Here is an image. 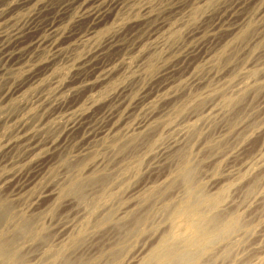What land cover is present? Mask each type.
<instances>
[{
    "label": "bare ground",
    "instance_id": "6f19581e",
    "mask_svg": "<svg viewBox=\"0 0 264 264\" xmlns=\"http://www.w3.org/2000/svg\"><path fill=\"white\" fill-rule=\"evenodd\" d=\"M52 1L0 0V20L3 22L5 20L8 26L7 29H2L4 31L0 29V78L9 74L13 67L19 66L17 73L25 80L24 86L16 91V98L6 105H16L18 110L14 109L15 112L10 113L5 108L11 107L0 109V190L4 192H0V264H19L24 259L28 260L29 254L34 253V250L31 251L33 249L31 246L26 247L29 243H25L27 240L44 243L39 242V245L46 247L43 261L48 262L42 263V261V264H228L229 261H233L235 247L238 244L236 234L244 231L247 237L254 232L255 226L251 227L252 221L247 219L246 214L241 211V206L236 200L238 196H234L232 191L236 190L235 187L241 179L242 181L248 179L245 193L255 194L260 187L264 170H253L252 172L253 168L250 170L252 163L246 160L242 162L243 160L240 159L241 163L238 167L231 166L227 171L228 174L225 172L227 175H223L224 178L214 181L208 187L209 185L207 186L202 180L203 175L205 176L202 160L208 156L206 152L201 156L197 154V148L207 143L211 150H218V147L223 144V141L213 140L215 133L212 130L205 132L204 122L210 121L220 110L214 98L213 102H205L208 96L211 97L212 93H216V97L221 101L220 104L226 107L225 110L231 111L236 106L240 107L239 110L235 109L236 115L232 112L233 119L229 116L232 120L230 125L234 127L244 114L245 107L241 106L245 104L249 89H252L255 95L264 87V81H259L260 75H263V71L262 74L260 72L264 61L256 64L257 57L255 56L256 61H249L246 65L248 68L245 67L242 71L237 66L226 69V71H220L221 69L211 71V65L215 61L220 63L230 58L227 52L229 43L223 40L221 45L215 48L216 50L213 49L216 52L213 56L214 51L207 48L208 42L214 41L217 30L220 28L228 30V37L241 38L242 41L243 39L248 40L249 38H246L254 33L257 26L254 27L256 19L253 20V18L255 16L250 12L240 15L236 13L248 10L247 5L254 4L256 0H230L229 4L222 7V13L207 26L203 21L210 19L209 15L213 16L211 9V14L207 12V9L203 11L204 5L199 6V0H177V2L184 1L177 4L179 9L182 11L188 9L192 19H200L199 27L189 31L186 36L195 38L207 32V37L210 39L208 41L195 40L197 42L190 46L188 44L176 48L179 50L178 54L170 62L164 60L160 50L158 52L159 47L163 46L161 39L159 40L156 36L160 29L167 26V22L164 20L157 22L153 29H150L151 33L147 38L141 34L144 23L154 17L151 9L154 8L151 7L153 4H141L142 6L135 10L132 1L130 11H133V14L125 16L126 12H122L128 4L125 0H65L57 6L56 10V14L61 15L62 18L57 19L58 21L55 19L56 22L51 23L52 25L48 26L45 34L41 36L37 32L38 24L41 18L53 9ZM21 7L27 10L25 19L15 22L13 15L9 18V14L18 13L16 10H20ZM73 7L79 8V13H73L74 10H71ZM137 10L143 11L144 14L138 15ZM255 12L258 13V11ZM262 12H264V2L258 14ZM82 22H86L85 29L77 27ZM202 22L203 25L200 26ZM107 26L109 29L104 32ZM178 28L177 25L172 27L171 34H175ZM101 31L105 33L102 37L97 34ZM35 33L38 35L36 36ZM154 36H156L155 40L152 41L155 45L149 46L146 50L144 47L145 51L141 53V59H136L135 63L131 59V62L130 48L132 47V52L141 51L146 45L145 40L149 41ZM46 40L51 41V53L47 57L36 55L31 57L30 54L40 48ZM112 52L115 54L108 57ZM213 57L214 62L211 59ZM59 60L65 61L66 72L64 67L61 69L58 67ZM199 60L206 61L205 65L198 66ZM155 64L162 65L158 68ZM138 65L139 68L142 66V72L137 69L133 71V67ZM152 67L158 69L156 68L157 70L153 72ZM203 70L205 72L202 74ZM151 72L153 74H150ZM147 75L150 76L149 82L145 81ZM51 80H54L53 86L48 88ZM213 80L217 81L213 82ZM149 83L155 84L156 88ZM30 86L37 88L32 96L31 92L23 91L24 87ZM250 86L253 87L249 88ZM7 92L8 90L1 94L2 99L7 98L9 93ZM154 97L156 98L153 99ZM163 100L170 101L167 107L162 106L161 111L152 108L154 102H163ZM191 107L194 111L191 110L192 112L186 115L187 118L183 116L182 121L176 120L177 115L187 111L188 108L190 110ZM249 109L253 112V109ZM254 115L255 113L252 116ZM224 124L226 125L225 122ZM251 126H255L254 121ZM238 132L236 130L234 133ZM261 132H264V128ZM239 134L241 137L247 136L246 132L242 134L239 132ZM128 145L139 147L136 152L138 157L131 165H125L122 160L116 163L118 166L114 163L110 165L109 160L111 159L103 158L99 154V149L105 150L106 148L118 154ZM246 146L248 147V143ZM261 146L264 147V143ZM228 152L227 150L219 154L216 160L227 156ZM168 155L172 156V165L169 169L163 170L160 165ZM258 155H253L252 159L253 157V160L257 159ZM212 156L210 154V157ZM259 160L264 162V158ZM26 163L28 168L24 167ZM59 163L72 168H66L67 171L64 168L66 172L62 171L63 175H59L58 171L54 170L55 168L59 170L57 169ZM163 164L166 168L165 163ZM129 166H133L131 170H127ZM141 166L149 169L148 172L151 170V173L155 170L157 173L161 169L163 171L149 176L140 185L128 187L127 183H130L132 176L138 174ZM247 171H251L249 175ZM178 183L182 186L180 189L195 183L199 185L197 187L199 196L192 198L193 200L189 199L186 214L191 221L190 227H192L193 234L186 236L185 233L183 238L177 236L176 231L174 232L175 219L178 217L171 218L174 213L176 215V210L173 213L175 206L185 199L182 197L183 190L179 192V197H176L179 188L175 185H179ZM172 187L174 189H171ZM168 190L170 192H167ZM194 191L197 190L194 189ZM163 194L166 196L159 198ZM74 201L82 204L83 209L73 210L65 217L66 220H60L61 222L57 224L52 222L53 224H49L50 227L46 224L47 215L52 214L62 204L67 207L72 206ZM252 208L249 210L254 211ZM158 214H162V218L164 216L170 221L168 226L165 224V227L158 228L156 222ZM92 231L94 233L102 231V234L105 232V236L107 232L113 231L109 232L112 235L108 238L105 236H103L105 239L99 238L101 240L99 244H95L97 246L92 244L95 247V253H93L94 248L91 252ZM136 244L137 247L134 248ZM244 250L245 248L241 251ZM262 250L264 252V247ZM9 259L11 261H7ZM239 261L236 263L239 264ZM241 261L240 264H242ZM248 264L254 263L250 261Z\"/></svg>",
    "mask_w": 264,
    "mask_h": 264
},
{
    "label": "rangeland",
    "instance_id": "374dc122",
    "mask_svg": "<svg viewBox=\"0 0 264 264\" xmlns=\"http://www.w3.org/2000/svg\"><path fill=\"white\" fill-rule=\"evenodd\" d=\"M65 0H53L52 1V4H53V9L52 10H50V13L48 14V15H45L44 17H42L41 18V20L39 21V23L40 24H38V33L42 36V35H44L45 34V32H46V29H48L52 24L51 23H53L54 21H55V19H56V21H58V20H60L62 17H61V15H57L56 14V10H57V6L59 5V4H61L62 2H64ZM124 1V0H123ZM132 1H133V6H134V8H135V10L137 9V8H139L140 6H142L143 4H145V3H148V4H153L151 7H154V8H151L152 9V12L154 13V17L153 18H151V19H149V20H147L145 23H144V26H143V28H142V30H141V34L143 35V37H148L150 34L149 33H151V30L150 29H153V27H154V25H156V23L157 22H159V21H165V22H167V26H165L164 28H162V29H160L159 30V33L158 34H156V36L157 37H159V40L162 42V46L163 47H159V49H158V52H159V50H160V53H161V55H163L164 56V60L166 61V62H170L174 57H176V55L178 54V51L179 50H177L176 48H178V47H181V46H183V45H188V46H190V45H192V44H194L195 42H197V41H199V40H207L208 41V39H210L209 37H207L208 36V33L207 32H205V33H201V34H199L198 36H196L195 38H188V36H186L188 33H189V31H192L193 29H195V28H198L199 27V21H200V19H197V18H191L189 15H190V13L188 12L189 10L187 9L186 11H182L181 9H179L178 8V3L180 2V1H178L177 2V0H125V3L127 4V6L130 4V6H125V8L124 9H122V12H126L124 15L125 16H129V15H131V14H133L132 12L133 11H130L131 9H130V7H131V5H132ZM202 1V2H201ZM230 0H213V2H212V0H209V2H208V0H199L198 1V5L199 6H203V11L204 10H206L207 9V12H210V14H211V12H212V15L213 16H211V15H209L208 17H210V19L209 18H207L205 21H203V22H205L204 23V25L205 26H207V25H210V23H211V21H213L220 13H222V11H221V9H222V7H224V5H227V4H229L230 2H229ZM258 0H256L255 2H254V4L253 3H251L250 5H247V9L248 10H242V11H237V13L236 14H238V15H240V14H244V13H246V12H250V13H253L254 14V18H253V20H255L256 19V21H254V27H255V30H254V33L253 34H251V35H249L250 37H247L246 39H248V40H245V39H243V41H242V39L241 38H233V37H228V30L227 29H218L219 31H221V32H219L218 30H217V33H216V38L214 39V41L212 40V42L211 41H209L208 43L209 44H207V48L208 49H212V51H214V50H216L217 48H218V46H220L221 45V43L223 42V40L225 41V42H227V43H229V47H228V60L225 62V61H221L220 63L218 62L217 63V61H215V63L214 64H212L211 65V71H216V70H214V69H218V70H220V71H226V69L228 70V69H231V68H234L235 66H237V68L239 69L240 68V71H242V70H244L245 69V67H246V65L249 63V61H256V57H257V61L255 62L256 64H260L261 63V61H264V24L262 25V23H264V12H262L260 15L258 14L260 11H261V8H262V5H263V2H264V0H259L258 2H257ZM184 1H182V2H180V3H183ZM223 2H224V4H223ZM262 2V3H261ZM157 3V4H156ZM160 3V4H159ZM220 3V4H219ZM222 3V4H221ZM142 4V5H141ZM178 4V5H177ZM257 4V5H256ZM261 6H259V5ZM207 5V6H206ZM212 5V6H211ZM216 7H215V6ZM218 5V6H217ZM222 5V6H221ZM156 6V7H155ZM213 6H214V8H213ZM220 6V7H219ZM255 6V7H254ZM257 6V7H256ZM219 7V8H218ZM25 7H21L20 8V10L19 9H17L16 10V12H18V13H16V14H9L10 15V17L9 18H11V15H13L12 17L14 18V21L15 22H18V21H21V19L23 20V19H25V16H26V12H27V10H26V8L24 9ZM251 8V9H250ZM128 9H129V11H128ZM160 9V10H159ZM212 11H211V10ZM219 9H220V11H219ZM255 9V10H254ZM258 9V10H257ZM71 10H74L73 11V13H79V8L78 9H75V7H73V8H71ZM163 10V11H162ZM138 11V15H143L144 14V12L143 11H140L139 12V10H137ZM255 11H258V13L257 12H255ZM187 12V13H186ZM240 12V13H239ZM15 13V12H14ZM130 13V14H129ZM186 14H188V15H186ZM256 14V15H255ZM258 14V15H257ZM158 15V16H157ZM183 17H182V16ZM263 15V17H261ZM19 16V17H18ZM156 16V17H155ZM186 18H185V17ZM158 17V18H157ZM182 17V18H181ZM18 18V19H17ZM259 18V19H258ZM261 18H263V19H261ZM58 19V20H57ZM182 21H180V20ZM183 19V20H182ZM186 19V20H185ZM191 19V20H190ZM154 20V21H153ZM188 20V21H187ZM55 21V22H56ZM180 21V22H179ZM188 23H187V22ZM209 21V22H208ZM149 22V23H148ZM183 22H185V23H183ZM203 22L202 23H200V26H202L203 25ZM86 22H82V24L80 23L79 24V26H77L78 28H80V29H85V26H86V24H85ZM151 23V25H149ZM181 23H183V24H181ZM258 23V24H257ZM6 24V25H5ZM148 26H147V25ZM153 24V25H152ZM183 25V26H181V25ZM185 24V25H184ZM2 25H4L3 26V28L1 27ZM168 25H170V26H168ZM176 25H177V28L178 27H180V28H178V30L176 31V33L175 34H171V32H170V30H171V28L172 27H176ZM260 25H261V28H260ZM49 26V27H48ZM147 28H146V27ZM198 26V27H197ZM0 29H1V31H4L5 29H7V23H6V21L4 20V22H3V20H0ZM145 28V29H144ZM168 28V29H167ZM192 28V29H191ZM259 29V30H256V29ZM2 29H4V30H2ZM108 29H109V26H107V28H105L104 29V32H106L105 30H107L108 31ZM147 29V30H146ZM187 29H190V30H187ZM227 30V31H226ZM43 31V32H42ZM144 31V32H143ZM257 33H256V32ZM41 32V33H40ZM104 32H102L101 31V33L99 32V33H97V34H99V36H103L105 33ZM224 32V33H223ZM228 32V33H227ZM260 32H262V33H260ZM38 33H35V35L37 36L38 35ZM104 33V34H103ZM167 33V34H166ZM206 33H207V35H206ZM96 34V35H97ZM102 34V35H101ZM160 34V35H159ZM169 34V35H168ZM205 34V35H204ZM226 34V35H225ZM228 34V35H227ZM256 34H258V35H256ZM262 36H261V35ZM159 35V36H158ZM165 35V36H164ZM201 35V36H200ZM223 36V37H221V36ZM156 36H154L152 39H149V41L146 39L145 40V43H146V45H144L143 47H142V49L143 50H141V51H134V52H132L131 50H132V47L130 48V50H129V53H131V54H129L130 55V57H129V59L131 60H133V62L135 63V60L137 59V60H139V58L141 59V53L143 52V51H145L146 49H148L149 48V46H152L153 44L155 45V43H153V41L152 40H155L154 38L156 37ZM164 38H163V37ZM172 36V37H171ZM186 36V37H185ZM224 36H226V37H224ZM253 38H252V37ZM101 37H99V38H101ZM165 37L169 40H167V39H165ZM185 37V39H183ZM202 39H201V38ZM256 37V38H255ZM258 37H259V39H258ZM176 38V39H175ZM200 38V39H199ZM223 38V39H222ZM230 38V39H229ZM263 38V39H262ZM219 39V40H218ZM234 39V40H233ZM175 40V41H174ZM181 40V41H180ZM184 40V41H183ZM195 40H197V41H195ZM231 42H230V41ZM254 40H257V41H254ZM167 41H168V43H167ZM183 41V42H182ZM253 41H254V43H253ZM259 41V42H258ZM46 42H48V44L46 43ZM46 42L40 47V48H38L37 50H34L31 54H30V56L31 57H34L35 55L36 56H38V57H47L48 56V54L49 53H51V41H49V40H46ZM152 42V43H151ZM178 42H180V43H178ZM236 42V43H235ZM246 42V43H245ZM151 43V44H150ZM217 45H216V44ZM219 43V44H218ZM248 43H250V44H248ZM170 44V45H169ZM171 44H173V45H171ZM176 44V45H175ZM243 44V45H242ZM248 44V45H247ZM258 44H259V46H258ZM165 45H166V48H165ZM180 45V46H179ZM210 45V46H209ZM211 45H213V46H211ZM250 45V46H249ZM254 45V46H253ZM257 46V48H256V46ZM46 46V47H45ZM172 46V47H171ZM234 48H233V47ZM247 48H246V47ZM144 47H145V50H144ZM171 47V48H170ZM213 47V48H212ZM254 47V48H253ZM165 48V49H164ZM168 48V49H167ZM175 48V49H174ZM216 48V49H215ZM250 48V49H249ZM82 50H83V48H81ZM174 50V52H173V50ZM214 49V50H213ZM229 49H231V50H229ZM252 49V50H251ZM166 50V51H165ZM232 50H233V52H232ZM250 50V51H249ZM162 51V52H161ZM247 51V52H246ZM252 51H254V52H252ZM163 52H165L164 54H163ZM176 52V53H175ZM259 52V53H258ZM132 53H133V55H132ZM136 53V54H135ZM138 53V54H137ZM140 53V54H139ZM167 53H169V55H170V57H169V55L167 54ZM171 53V54H170ZM216 52L214 51L213 53H212V56H213V54H215ZM232 53V54H231ZM235 55H234V54ZM252 53H253V55H252ZM258 53V54H257ZM115 54V52H112V53H110L109 54V56L108 57H112V55H114ZM167 54V55H166ZM230 54V55H229ZM246 54V55H245ZM247 54H249V56L247 55ZM262 56H261V55ZM166 55V56H165ZM172 55V56H171ZM138 56V57H137ZM211 56V57H212ZM245 56V57H244ZM248 56V57H247ZM253 56V57H252ZM256 56V57H255ZM137 57V58H136ZM172 57V58H171ZM215 57V56H214ZM214 57L213 58H211L212 60H213V62H214ZM233 57V58H232ZM255 57V58H254ZM167 58V59H166ZM171 58V59H170ZM251 58V59H250ZM253 58V59H252ZM260 59H262V60H260ZM132 60H131V62H132ZM167 60H169V61H167ZM246 60V61H245ZM244 61V62H243ZM65 61L64 60H59L58 61V67L61 69V68H63L64 67V71L66 72L67 71V68L64 66L65 65V63H64ZM137 62V61H136ZM203 62V63H202ZM201 63V64H200ZM205 63H206V61L204 62V60H199L198 61V66H204L205 65ZM226 63V64H225ZM243 63V64H242ZM216 64H218V65H216ZM221 64V65H220ZM225 64V65H224ZM158 64H155V66H157ZM162 65V64H161ZM161 65L159 64V66H157L158 68L159 67H161ZM216 65V66H215ZM224 65V66H223ZM197 66V67H198ZM218 66V67H217ZM228 68H227V67ZM239 66H241V67H239ZM156 67V68H157ZM221 67V68H220ZM226 67V68H225ZM65 68H66V70H65ZM142 66H140V68H139V65L138 66H136V67H133V71L134 70H139V71H141L142 72ZM153 69V67L151 68L152 70H153V72L154 71H156L157 69ZM200 68V67H199ZM198 68V69H199ZM246 68H248V67H246ZM223 69V70H222ZM17 70L19 71V66H15V67H13L12 69H11V71H9V74L7 73V74H5V76L3 77V78H0V109H2V108H5V107H13V109H11V108H5L6 110H8L10 113H12V112H15V110H18V107L16 106V105H13V106H6L7 104H9V103H11L15 98H16V94H17V92L16 91H18V88H21V87H23L24 86V84H25V80L22 78L23 76H19V74L17 73ZM262 71H263V75L261 76L260 75V78H259V81H264V65H262V67H261V72H260V74H262ZM13 72V73H12ZM202 72V71H201ZM205 72V70H203V72H202V74ZM193 73V72H192ZM150 74H153L152 72L150 73ZM14 78V79H13ZM261 78H263V79H261ZM148 80H150V76L149 75H147L146 77H145V81L147 82ZM217 80H213V82H216ZM52 82H54V80H51L50 81V84L51 85H48V88H52V86H53V84H52ZM149 82V81H148ZM152 83V82H151ZM151 83H149V84H151ZM151 85H154L153 87H155L156 88V85L155 84H151ZM30 87H32V88H30ZM30 87H24L23 89V91H25L26 90V92H31V96L32 95H34L35 93H36V91H37V88L36 89H34L33 87L34 86H30ZM134 87H136V85L134 86ZM251 87H253V86H250L249 88H251ZM32 89V90H31ZM8 90V95H7V98H4V99H2L1 98V94L4 92V91H7ZM249 93L247 94V97L249 98H247L246 97V101H245V104H243L241 107H245V109H244V114H242L243 116H241V120H239L238 122H237V124L236 125H234V127L232 126L231 127V125H230V121H232L231 119H233V117H232V115L234 114V115H236V113L235 112H237L235 109H237V110H239V108L240 107H238V106H236L235 107V109H233V110H235V111H233V110H231V111H228V110H225L226 109V107H224V105H221L220 103H221V101H220V99L219 98H217L216 97V93H212V98L210 97V96H208L207 97V99H205V102H213V100L215 101V103H216V105L219 107V109L220 110H218V114L216 113L212 118H211V120L210 121H207V122H204V125H205V132L207 133V132H211V130L215 133V135L213 134V136L215 137H213V140L214 139H216V140H218V141H223V147H222V145L220 146V147H218V150L217 149H213V150H211L210 149V147H208V144L207 143H203V145L201 146V148H197L198 150H197V154H199L200 156L204 153V152H206V156H208L207 158L205 157L202 161H203V168H204V173L203 174H205V176L203 175V178H202V180L204 181V183H206L207 184V186L208 187H210L211 185V183H213L214 181H216V180H219V179H221L222 177H223V175L225 176V175H227L228 174V172L227 171H229L228 169H230L231 168V166H233V165H235V167H238L239 166V164L241 163L240 161L241 160H243L242 162H245V160L246 161H248V162H251L252 163V166H251V168H250V170L253 172V170L254 171H256V170H258V171H261V170H264V162L263 161H260L259 159H261V158H264V147H262L261 146V144H263L264 143V132H261V130L264 128V121H262V120H264L263 118H264V87H262V89L260 90V91H258L257 92V94H253V90L251 89H249ZM252 91V92H251ZM34 92V93H33ZM14 93V94H13ZM250 93H252V95L250 94ZM134 94H136V92H134ZM250 94V95H249ZM249 95V96H248ZM263 95V96H262ZM164 96V95H163ZM253 96V97H252ZM257 97V98H256ZM262 99H261V98ZM156 97H154L153 99H155ZM210 98V99H209ZM214 98V99H213ZM255 98V99H254ZM259 98V99H258ZM10 99V100H9ZM213 99V100H212ZM216 99H218L217 101H216ZM253 99V100H252ZM208 100V101H207ZM257 100L259 101V102H257ZM251 101V102H250ZM254 103H256V104H254ZM260 101H262V102H260ZM169 102L170 101H164L163 100V102H161V101H156V103L154 102V104H153V109H156V110H162L163 108H165V107H167V105L169 104ZM250 102V105L248 104ZM164 103H166V104H164ZM260 103H262V104H260ZM157 104V105H156ZM163 104V105H162ZM254 105V106H253ZM261 105V106H260ZM155 106H156V108H155ZM162 106H163V108H162ZM165 106V107H164ZM160 107V108H159ZM223 107V108H222ZM238 107V108H237ZM247 107V108H246ZM253 107V108H252ZM263 107V108H262ZM158 108V109H157ZM192 108V107H191ZM190 108V110H188L187 109V111H183L182 113H180L179 115H177V118H176V120H181V119H184V117L185 118H187V116L186 115H188L190 112H192V111H194L193 110V108L191 109ZM249 108H251V109H253V112H252V110H250ZM256 108H257V110H256ZM15 109V110H14ZM249 111H248V110ZM262 109V110H261ZM192 110V111H191ZM246 110V111H245ZM256 110V111H255ZM8 111H6V112H8ZM225 112V114H224V112ZM248 111V112H247ZM261 111V112H260ZM8 112V113H9ZM231 112V113H230ZM232 112H233V114H232ZM252 113V114H251ZM255 113V115L254 116H252L253 114ZM261 114V115H260ZM221 115V116H220ZM225 115V116H224ZM246 117H245V116ZM178 116H179V119H178ZM184 116V117H183ZM223 116V117H222ZM227 116V117H226ZM231 117V119H230V117ZM247 116L249 117V118H251V117H253V118H251V120H249V118H247ZM251 116V117H250ZM262 116V117H261ZM259 117V118H258ZM218 118V119H217ZM214 119V120H213ZM244 119V120H243ZM255 119H256V121H255ZM261 119V120H260ZM216 120V121H215ZM250 122H249V121ZM182 121V120H181ZM213 121V122H212ZM217 121L219 122H221V124H219V123H217ZM249 123H247V122ZM253 121H254V127L253 126H251V125H253ZM224 122L226 123V125L224 124ZM239 122H240V124H239ZM259 122V123H258ZM214 123V124H213ZM215 123H216V128H215ZM245 123V124H244ZM255 123H257V124H255ZM261 123V124H260ZM243 126H242V125ZM248 125V126H247ZM256 125H257V127H256ZM207 126V127H206ZM211 126V127H210ZM231 128H230V127ZM251 126V127H250ZM262 128H261V127ZM209 127V128H208ZM213 127V128H212ZM220 127V128H219ZM222 127V128H221ZM228 127V128H227ZM242 127H244V128H242ZM256 127V128H255ZM208 128V129H207ZM226 128V129H225ZM238 128V129H237ZM241 128V129H240ZM249 128V129H248ZM216 129V130H215ZM237 131H239L241 134L242 133H245L246 132V135L247 136H245V137H241V135L239 134V132L238 133H234V132H236V130ZM244 129H246L245 130V132H244ZM253 129H255V130H253ZM260 131H259V130ZM207 130V131H206ZM218 130V131H217ZM219 130H221V132H219ZM233 130V131H232ZM248 130V131H247ZM217 131V132H216ZM222 131H224V132H222ZM229 133H228V132ZM255 131V132H254ZM260 133H259V132ZM231 133H234V134H231ZM257 133H259V135L257 134ZM49 134V133H48ZM231 134V135H230ZM237 136H236V135ZM255 134H257V135H255ZM223 135H224V137H223ZM229 135H230V137H229ZM239 135V136H238ZM244 135V134H243ZM242 135V136H243ZM233 136V137H232ZM236 136V137H235ZM250 136V137H249ZM254 138H253V137ZM259 136V137H258ZM229 137V138H228ZM237 137H238V140H237ZM240 137V138H239ZM249 137V138H248ZM258 137V138H257ZM220 138V139H219ZM230 138H232L233 139V141H232V139H230ZM235 138H236V140H235ZM244 138V139H243ZM261 139V141H260V139ZM223 139V140H222ZM243 141H242V140ZM247 139V140H246ZM252 139V140H251ZM224 140H226V141H224ZM229 140V141H228ZM231 141V142H230ZM242 141V142H241ZM250 141L252 142V143H250ZM197 142V141H196ZM234 144H233V143ZM237 142L239 143V144H237ZM242 143H245L246 145H247V143H248V147L245 145V144H242ZM261 143V144H260ZM228 144V145H227ZM240 144H241V146H240ZM207 145V146H206ZM234 145V146H233ZM239 145V146H238ZM244 145V146H243ZM257 145L260 147H257ZM129 146V145H128ZM126 146V147H124L123 148V150H121V153H118V154H114L113 152H111V150H109V148H106L105 150L104 149H99V154L103 157V158H107V159H111V160H109L110 161V165H112V163H114L116 166H118V164H116L118 161H120V160H122V161H124V163H125V165L126 164H129V165H131L132 163H133V161H134V159H136L137 157H138V154H136V152H137V148H139V147H137L136 145H133V146ZM231 146H233V147H231ZM203 147V148H202ZM237 149H236V148ZM239 147V148H238ZM243 147V148H242ZM125 148H127L126 149V151L124 150ZM205 148V149H204ZM246 148V149H245ZM248 148V149H247ZM254 148V149H253ZM262 148V149H261ZM207 149V150H206ZM220 149V150H219ZM229 151L226 155L227 156H224L223 158H221V159H218V160H216V158L219 156V154H221V153H223L224 151H227V150ZM234 149V150H233ZM259 149V150H258ZM262 151H261V150ZM109 150V151H108ZM216 150V151H215ZM233 150V151H232ZM236 150V151H235ZM243 150H244V152H243ZM247 150V151H246ZM256 150V151H255ZM123 151H125V152H123ZM199 151V152H198ZM211 151V152H210ZM221 151H223V152H221ZM235 151V152H234ZM101 152V153H100ZM202 152V153H201ZM217 152V153H216ZM251 152V153H250ZM257 152V153H256ZM216 153V154H215ZM231 153V154H230ZM235 153V154H234ZM239 153V154H238ZM254 153V154H253ZM210 154H211V156L212 157H210ZM218 154V155H217ZM240 154H243V155H240ZM252 154V155H251ZM258 155V154H260V155H258V158L257 159H255V160H253L254 159V157H253V159H252V156L254 155ZM108 155V156H107ZM128 155H130V157L132 156V158H130ZM134 155V156H133ZM135 155H137V156H135ZM245 155H246V157H245ZM107 156V157H106ZM125 156V157H124ZM229 156V157H228ZM233 156V157H232ZM236 156V157H235ZM240 156V157H239ZM262 156V157H261ZM122 159H121V158ZM124 157V158H123ZM169 157V158H168ZM168 157L167 158H165L164 160H163V162L161 163V165H160V168L162 167V169L163 170H165V169H169L170 168V165H172V160L173 159H171L172 158V156L170 157V155H168ZM238 157V158H237ZM249 157V158H248ZM36 158V157H35ZM212 158V159H211ZM231 158V159H230ZM246 158V159H245ZM125 159V160H124ZM128 159V160H127ZM133 159V160H132ZM169 159H170V161H169ZM214 159H215V161H214ZM235 159V160H234ZM241 159V160H240ZM205 160V161H204ZM226 160V161H225ZM239 160V161H238ZM251 160V161H250ZM234 161H235V163H234ZM236 161H237V163H236ZM258 161V162H257ZM127 162V163H126ZM205 162V163H204ZM210 162V163H209ZM228 162V163H227ZM261 162L263 163V164H261ZM163 163H165V166H166V168H164V164ZM169 163V164H168ZM207 163V164H206ZM213 163V164H212ZM217 163H219V164H217ZM255 163V164H254ZM27 164V163H26ZM123 164V163H122ZM211 164V165H210ZM257 164V165H256ZM58 166V168L57 169H59V170H56V168L54 169L55 171H58V173L57 174H61V175H63V173H65L66 171H67V169L66 168H69V169H71L72 167L71 166H67V167H65L63 164H61V163H59V164H57ZM62 165V166H61ZM168 165V166H167ZM209 165V166H208ZM215 165V166H214ZM237 165V166H236ZM263 165V166H262ZM26 166V168H28V164L27 165H24V167ZM64 166V167H63ZM230 166V167H229ZM260 166V167H259ZM61 167V168H60ZM131 167H133V166H129L128 168H127V170H131L132 168ZM142 168H140L139 169V172H138V174L137 175H134V177L132 176V178L130 179V183H127L126 184V186H128V187H131V186H133V185H140L142 182H144L149 176H154L155 175V173H157V171L155 170V171H152V173H151V170L148 172V170L149 169H147L145 166H141ZM172 167V166H171ZM216 167H217V170H216ZM64 168H65V170H64ZM159 168V169H160ZM174 168V167H173ZM203 168H202V170H203ZM211 168V169H210ZM214 168H215V171H214ZM159 170V172H161V171H163V170ZM260 169V170H259ZM209 170V171H208ZM62 171H63V173H62ZM251 171H249V172H251ZM60 172V173H59ZM158 172V173H159ZM207 172H208V174H207ZM215 172V173H214ZM219 172V173H218ZM225 172L227 173V174H225ZM249 172L247 171V175H249ZM150 173V174H149ZM157 173V174H158ZM218 173V174H217ZM262 173H263V177H262V179H261V184H260V187L258 188V190H257V192L255 193V194H253V195H251V194H246L245 193V190H246V181L248 180V179H245V180H243L242 181V179L237 183V185H236V187H235V189L236 190H238V191H236V190H234L233 189V191H232V193H233V195L234 196H238L237 197V202L240 204V209H241V211H243L244 212V214H246V216H247V219H249L250 221H252V226L251 227H254V229H253V231L254 232H252V234H249L247 237L245 236V235H247V233L246 232H244V231H240L238 234H236V240L238 241V244L236 245V247H235V255H234V259H233V261H229L228 262V264H237L238 263V261L240 260H243V262L241 261V263L242 264H248L250 261L251 262H253L254 264H262L263 263V260H264V252H263V250H262V247H264V172L262 171ZM201 174H202V172H201ZM207 174V175H206ZM221 174V175H220ZM209 175V176H208ZM216 176V177H215ZM209 178V180H207L208 178ZM212 177V178H211ZM135 178V179H134ZM224 178V177H223ZM205 179V180H204ZM215 179V180H214ZM207 180V181H206ZM241 182H243V183H241ZM199 185H200V183L199 182H197ZM197 183H195V184H193L192 186H187V187H183V188H181L180 189V187H182V186H180L181 184H179V185H175L176 186V188H179L178 190H177V198L179 197V192L181 193V190H183V192L184 193H182V197L183 198H185V199H183L182 201H185V202H182V201H180V202H182V203H178L177 205H179V207L177 206H175V209L173 210V213L174 212H176V215H175V213L171 216V218L172 219H174V217L176 218V217H178V218H176L175 220H176V222H175V224H174V232H175V234L176 233H178V234H176L177 236H182L181 238H183V237H185V236H183V235H186V236H189L190 235V233H192V227H190V219H189V217H186L187 215V206H188V201H190V200H193L192 198H194V197H198L199 196V189L197 188V187H199V185L197 186ZM209 183V184H208ZM240 183V184H239ZM243 185V186H242ZM174 186V187H175ZM196 186V187H195ZM244 186H245V188H244ZM174 187H172L171 189H174ZM244 189L243 191L241 190L242 188ZM175 188V189H176ZM188 188H190V190L188 189ZM240 188V189H239ZM260 188H263V189H260ZM170 189V190H171ZM186 189L189 191V193H188V191H186ZM194 189L195 190H197V191H194ZM260 189V190H259ZM120 190V189H119ZM170 190H168L167 192H170ZM192 192V194L190 195V193ZM0 192L1 193H4V192H2L1 190H0ZM166 192V193H167ZM189 194L188 196H187V193ZM239 192V193H238ZM165 193V194H166ZM186 193V194H185ZM231 193V194H232ZM262 193V194H261ZM165 194H163V196L161 195V196H159V198H163L164 196H166ZM168 194V193H167ZM187 196H185V195ZM245 194V196H243ZM257 194V195H256ZM193 195V196H192ZM261 195H263V196H261ZM192 196V197H191ZM249 196H251V197H249ZM257 196H260V197H257ZM90 197V198H89ZM88 197V199L90 200L91 199V195ZM189 197V198H188ZM245 197H247L246 199H245ZM263 197V198H262ZM67 198H71V197H67ZM187 198V199H186ZM241 198V199H240ZM253 198V199H252ZM261 198V199H260ZM190 199V200H189ZM68 200V199H67ZM73 200V199H72ZM240 200V201H239ZM242 200H244L243 202H242ZM252 200L254 201V202H252ZM256 200V201H255ZM261 200H262V202H261ZM126 201H129V200H127L126 199ZM186 201H187V203H186ZM250 203V204H248V202ZM252 203H251V202ZM75 202L76 201H74L73 203H72V206H69V207H67V206H64L63 204L62 205H60V207H58L57 208V210H54L53 211V213L52 214H49V215H47V218H45V221H46V224L50 227V225L49 224H53V223H55V224H57V223H59V222H61L62 220L64 221V220H66L65 219V217H67V215L70 213V212H72L73 210L75 211V210H81V208L83 209V206H82V204L80 205L79 203H77L76 202V205H75ZM246 202V203H245ZM184 203V204H183ZM186 203V204H185ZM255 203V204H254ZM259 203V204H258ZM252 204V205H251ZM17 205V204H16ZM184 207H183V206ZM255 205V206H254ZM81 206V207H80ZM182 206V207H181ZM244 206V207H243ZM247 206H249V207H247ZM254 206V207H253ZM257 206V207H256ZM72 207V208H71ZM242 207H243V209H242ZM247 207V208H246ZM253 207V208H252ZM256 207V208H255ZM260 207V208H259ZM69 208H70V210H69ZM74 208V209H73ZM177 208V209H176ZM179 208V209H178ZM186 208V209H185ZM252 208V210H256L257 208V210L254 212V211H251V210H249V209H251ZM185 209V210H184ZM176 210V211H175ZM246 210H248V211H246ZM263 210V211H262ZM69 211V212H68ZM248 212V213H247ZM250 213H251V215H250ZM257 213V214H256ZM248 214H249V216H248ZM158 215H159V217H158ZM157 215V218H158V220L156 219V222H157V225H158V228L159 229H161V227L163 228V227H165V226H168L169 225V220H166L165 218H164V216H163V218L161 217L162 216V214H158ZM175 215V216H174ZM253 215V216H252ZM256 217H257V219H256ZM160 218H162L163 219V221H162V219H160ZM184 218V219H183ZM58 219H59V221H58ZM188 219V220H187ZM252 219V220H251ZM260 219V220H259ZM61 220V221H60ZM161 220V221H160ZM167 222H166V221ZM179 220V221H178ZM56 221V222H55ZM165 221V222H164ZM181 221V222H180ZM254 221V222H253ZM256 221V222H255ZM53 222V223H52ZM164 222V223H163ZM159 223V224H158ZM181 223V224H180ZM261 223V224H260ZM166 224V225H165ZM188 224V225H187ZM160 225H162V226H160ZM165 225V226H164ZM178 225V226H177ZM263 225V226H262ZM262 226V227H261ZM251 227H250V229H251ZM51 228H52V226H51ZM257 228H259V229H257ZM262 228V229H261ZM52 229H54V228H52ZM190 229V230H189ZM256 229V230H255ZM261 230H263V231H261ZM260 231V232H259ZM40 232V231H39ZM102 231H99L98 233H97V231H95V233L92 231V233H91V241H93L92 243H91V245L93 244L94 246H97V245H95V244H99V241L102 239V237L103 236H105L106 235V233L105 232H103V234L101 233ZM110 232V231H109ZM109 232H107V236H105V237H109V236H111L112 234H110L111 232H113V231H111L110 233ZM243 232V233H242ZM102 235H101V234ZM186 233V234H185ZM259 235H258V234ZM262 235H261V234ZM110 234V235H109ZM180 234H182V235H180ZM189 234V235H188ZM193 234V233H192ZM242 234V235H241ZM245 234V235H244ZM94 235V236H93ZM98 235V236H97ZM99 235H101V237L99 236ZM238 235V236H237ZM261 235V236H260ZM50 237V236H49ZM105 237H103V239H105ZM239 237H241V239L239 238ZM249 237V238H248ZM253 237H255V238H253ZM99 238H101V239H99ZM239 238V239H238ZM260 238H262V240L259 239ZM93 239V240H92ZM94 239H95V241H94ZM111 239H113V238H111ZM254 239V240H253ZM98 240V241H97ZM151 240V239H150ZM241 240H243V241H241ZM245 240H247V241H245ZM250 240V241H249ZM254 242H256V243H254ZM31 241H33V240H31ZM30 240L28 241H26L25 243L27 244V242H29L28 243V245H26V247L27 248H30V246H31V251H33L34 253H30L29 254V256H28V260L27 259H24L22 262H20L19 264H42V263H47L48 261H43V259L45 258V254H46V247L45 246H43V245H39V242L41 243V244H44L42 241H33V242H31ZM245 241V242H244ZM261 241V242H260ZM36 244H35V243ZM240 242L243 244H240ZM246 242H248V243H246ZM261 243V244H259V243ZM253 243V244H252ZM263 243V244H262ZM31 244V245H30ZM35 244V245H34ZM137 244H139V242H137ZM137 244H136V246L134 247V248H136L137 247ZM256 244V245H255ZM92 245V246H93ZM244 245H245V247H244ZM251 246V247H249V246ZM253 245H255V246H258L257 248L255 247V246H253ZM29 246V247H28ZM33 246H35V247H33ZM39 246V247H38ZM91 246V247H92ZM92 247L91 248V252H93V253H95V247ZM38 247V248H37ZM45 247V248H44ZM253 247H255V248H253ZM42 248H44V249H42ZM94 248V249H93ZM240 248H241V250H243L244 248H245V250L242 252L241 250H240ZM253 248V249H252ZM40 249V250H39ZM92 249H93V251H92ZM250 249V250H249ZM252 249V250H251ZM258 249H259V251H258ZM37 250V251H36ZM134 249L132 248V251H133ZM237 250V251H236ZM249 250V251H248ZM255 250H257L256 252H255ZM262 250V251H261ZM45 251V252H44ZM239 251V252H238ZM241 251V252H240ZM248 251V252H247ZM261 251V252H260ZM250 253V254H248L247 255V253ZM252 252H254V253H252ZM260 252V253H259ZM262 252H263V254H262ZM41 253V254H40ZM258 253V254H257ZM35 254V255H34ZM38 254V255H37ZM243 254V255H242ZM254 254H255V256H254ZM257 254V255H256ZM32 255V256H31ZM241 255V256H240ZM260 255H262V256H260ZM43 256V257H42ZM237 256V257H236ZM244 256H246V257H244ZM251 256V257H250ZM258 256V257H257ZM30 257H31V259H30ZM37 257H39V258H37ZM41 257V258H40ZM35 260H34V259ZM240 258V259H239ZM244 258V259H243ZM249 258H251V259H249ZM41 261H40V260ZM238 259V260H237ZM258 259V260H257ZM32 260V261H31ZM39 260V261H38ZM245 260H246V262H245ZM7 261H11V259H9V260H7ZM43 261V262H42ZM236 261H237V263H236ZM240 261H239V264H240ZM25 262V263H24ZM42 262V263H41ZM245 262V263H244ZM248 262V263H247ZM260 262V263H259ZM5 264V263H4ZM9 264V263H8ZM122 264V263H121Z\"/></svg>",
    "mask_w": 264,
    "mask_h": 264
}]
</instances>
